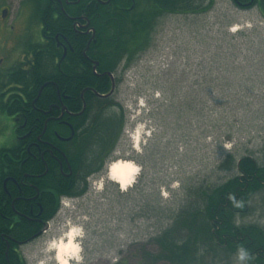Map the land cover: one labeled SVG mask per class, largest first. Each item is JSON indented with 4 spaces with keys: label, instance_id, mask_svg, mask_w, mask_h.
<instances>
[{
    "label": "rangeland",
    "instance_id": "1",
    "mask_svg": "<svg viewBox=\"0 0 264 264\" xmlns=\"http://www.w3.org/2000/svg\"><path fill=\"white\" fill-rule=\"evenodd\" d=\"M200 4L203 13L159 17L149 46L120 68L115 102L124 126L115 151L86 179L85 193L62 204L47 243L26 248L31 264H57L54 243L70 230L80 235L72 264L144 262L191 188L235 173L219 167L229 137L233 153L264 161V17L231 0ZM118 159L139 166L127 190L108 176ZM251 205L240 222L264 225V190Z\"/></svg>",
    "mask_w": 264,
    "mask_h": 264
},
{
    "label": "flooded vegetation",
    "instance_id": "2",
    "mask_svg": "<svg viewBox=\"0 0 264 264\" xmlns=\"http://www.w3.org/2000/svg\"><path fill=\"white\" fill-rule=\"evenodd\" d=\"M153 1L0 0V264H31L26 248L39 241L47 243L63 199L70 197L57 191L53 174L64 184L83 182L80 175L87 170L77 161L76 140L87 126L89 107L100 112L114 103L108 108L116 107L123 114L115 92L125 63L114 71L103 69L94 57L99 49L91 46L99 42L102 30L112 31L133 21ZM231 1L242 9L257 7L264 16L262 0ZM77 54L82 57L79 73L88 65L97 79L93 86L82 85L75 96L66 87L61 90L56 80L68 73ZM104 84L110 85L108 91L101 90ZM53 85L55 98L50 94ZM113 85V93L107 96ZM114 151L103 161L101 171ZM39 159L42 172L36 168ZM54 207L57 211L52 216Z\"/></svg>",
    "mask_w": 264,
    "mask_h": 264
},
{
    "label": "trees",
    "instance_id": "3",
    "mask_svg": "<svg viewBox=\"0 0 264 264\" xmlns=\"http://www.w3.org/2000/svg\"><path fill=\"white\" fill-rule=\"evenodd\" d=\"M146 5L147 11L134 17L133 21H126L125 25L116 26L112 31L105 28L101 31V39L92 45L91 49H99L94 57L103 69L114 71L121 63L126 62L127 65L131 63L139 52L149 46L155 23L162 15L199 14L207 9L199 0H154L153 3ZM202 8L203 10H200ZM262 9L264 11V0H262ZM122 15L128 16V14ZM127 22L130 25L126 26ZM238 35L240 32L231 35L230 38L235 39ZM72 57L75 61H71L68 66V73L59 76L56 81L61 90L67 88L76 96L82 85L93 86L97 78L90 73L88 65L83 73H79L80 69L77 65L82 57L80 54ZM109 86L104 84L101 90L108 91ZM50 94L55 98L54 85ZM76 104H79L78 98ZM113 104L108 103L104 110ZM108 109L98 112L97 107H89L88 116L84 119L87 126L79 132L76 140L80 154L77 161L87 172L83 175L75 173L77 177L83 176V182L68 180L66 184L63 183L64 180L62 182L55 177L56 174H53V179H58L59 193L70 197L82 196L88 188L87 175L100 172L103 161L116 148L124 119L117 110ZM228 140L233 143L232 148L219 167L235 173L221 183L191 188L188 194L189 201L173 216L172 224L155 237L157 252L146 254L145 261H140L139 264L228 263L232 257H237V249L241 247L249 255L245 260L247 264H264V228L253 223H242L239 220L252 211V198L260 195L264 190V161L259 162L248 154L236 155L233 153L235 148L233 138L229 137ZM40 161L39 159L36 168L37 171L42 172L44 166ZM74 164L76 163L73 162V166ZM22 169H27V166L22 165ZM76 169L77 166L75 172ZM56 211L57 207H54L52 216Z\"/></svg>",
    "mask_w": 264,
    "mask_h": 264
},
{
    "label": "bare ground",
    "instance_id": "4",
    "mask_svg": "<svg viewBox=\"0 0 264 264\" xmlns=\"http://www.w3.org/2000/svg\"><path fill=\"white\" fill-rule=\"evenodd\" d=\"M108 167V176L110 179L118 183L121 189L127 190L135 182L139 174V166L130 159H118L112 162ZM79 233L75 230H70L67 234L61 238L57 243H54L55 260L57 264H61L60 256L67 261V264H72L73 260L77 259L80 254V244L78 242ZM69 239L72 241L73 247L65 250L61 253V249L58 247L61 242L65 245L68 244ZM69 252L71 254H69ZM41 264V263H38Z\"/></svg>",
    "mask_w": 264,
    "mask_h": 264
},
{
    "label": "clouds",
    "instance_id": "5",
    "mask_svg": "<svg viewBox=\"0 0 264 264\" xmlns=\"http://www.w3.org/2000/svg\"><path fill=\"white\" fill-rule=\"evenodd\" d=\"M61 249V253H63L67 249H71L73 247L71 239H69L68 244L65 245L63 242L58 246ZM69 254H71L69 252ZM249 258L247 251L244 248L237 249V260L238 261H245ZM61 264H67V261L63 258V255L60 256Z\"/></svg>",
    "mask_w": 264,
    "mask_h": 264
},
{
    "label": "water",
    "instance_id": "6",
    "mask_svg": "<svg viewBox=\"0 0 264 264\" xmlns=\"http://www.w3.org/2000/svg\"><path fill=\"white\" fill-rule=\"evenodd\" d=\"M113 91H114V85H113V87H112V89H111V91L107 94V96H109L110 94H112L113 93ZM104 96H106V95H104Z\"/></svg>",
    "mask_w": 264,
    "mask_h": 264
}]
</instances>
